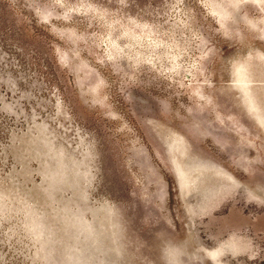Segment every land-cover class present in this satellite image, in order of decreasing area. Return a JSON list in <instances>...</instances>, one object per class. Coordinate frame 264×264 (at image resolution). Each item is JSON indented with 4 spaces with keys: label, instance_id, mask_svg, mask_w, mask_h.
<instances>
[{
    "label": "rangeland",
    "instance_id": "1",
    "mask_svg": "<svg viewBox=\"0 0 264 264\" xmlns=\"http://www.w3.org/2000/svg\"><path fill=\"white\" fill-rule=\"evenodd\" d=\"M0 264H264V0H0Z\"/></svg>",
    "mask_w": 264,
    "mask_h": 264
}]
</instances>
